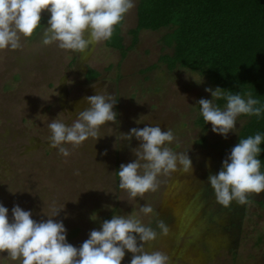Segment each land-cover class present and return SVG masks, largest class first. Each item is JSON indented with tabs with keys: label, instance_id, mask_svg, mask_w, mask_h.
Listing matches in <instances>:
<instances>
[{
	"label": "rangeland",
	"instance_id": "374dc122",
	"mask_svg": "<svg viewBox=\"0 0 264 264\" xmlns=\"http://www.w3.org/2000/svg\"><path fill=\"white\" fill-rule=\"evenodd\" d=\"M136 4L123 19L125 47L130 45L127 32L136 23ZM49 16L42 12L44 28ZM44 28L35 37H21L19 49L0 51V203L9 209L10 219L14 205L30 210L36 221L60 211L53 219L63 221L68 242L79 247L113 215L135 218L157 234L144 243V250L165 254L169 264H264V193L250 195L246 205L233 201L225 208L217 203L207 180L220 171L237 135L224 139L211 132L210 124L204 131L196 124L198 100L211 99L205 88L215 87L197 73L169 71L159 62L170 53L161 42L166 31H142L137 45L121 59L104 41L84 53L55 43L45 46ZM151 66L156 67L147 70ZM89 70L98 77L87 79ZM95 92L118 101L117 121L101 127L98 141L62 145L70 152L64 157L50 148L48 125L53 120L71 124L88 107L84 98ZM138 119L143 122L135 123ZM244 123L240 116L238 133ZM146 124L172 130L175 139L169 148L188 152L193 172H162L156 191L131 199L119 188L118 170L135 159L132 149L139 143L122 140L123 133ZM144 204L152 213L140 212ZM131 259L126 252L122 264ZM0 264L19 262L5 252Z\"/></svg>",
	"mask_w": 264,
	"mask_h": 264
},
{
	"label": "clouds",
	"instance_id": "9594fccd",
	"mask_svg": "<svg viewBox=\"0 0 264 264\" xmlns=\"http://www.w3.org/2000/svg\"><path fill=\"white\" fill-rule=\"evenodd\" d=\"M134 7L135 0H0V51L19 49L21 37H32L42 25V12L47 11L50 16L43 30V45L55 43L60 49L84 53L90 45L109 41L115 27ZM205 92L211 99L198 100L200 115L205 125H211V132L224 139L229 134L238 136L240 116L259 118L264 114V104L251 94L245 97L221 87L205 88ZM216 100L226 101L223 108L214 103ZM83 102L88 107L79 111L71 124L53 120L48 125L49 146L64 157L70 152L62 145L75 147L90 138L98 141L101 127L117 121L114 108L118 101H113L111 95L95 92ZM133 138L139 143L132 149L135 159L121 164L118 170L119 188L126 190L131 199L156 191L157 177L162 172H193L188 152L177 154L170 150L169 145L175 139L172 130L146 124L123 133L122 140ZM262 143V133L239 138L222 161L220 171L209 175L207 181L218 204L225 208L233 201L246 205L250 195L264 193V172L259 158L264 153ZM152 211L147 204L140 208L145 215ZM32 215L30 210L14 205L10 219L9 209L0 203V254L6 252L7 258L19 264H122L126 252L132 254L130 264H169L165 254L144 250V243L153 241L157 234L138 219L113 215L101 223L99 230H91L88 239L76 247L68 242L63 221L49 217L36 221ZM159 227L166 235L165 225L161 222Z\"/></svg>",
	"mask_w": 264,
	"mask_h": 264
},
{
	"label": "trees",
	"instance_id": "16d2710c",
	"mask_svg": "<svg viewBox=\"0 0 264 264\" xmlns=\"http://www.w3.org/2000/svg\"><path fill=\"white\" fill-rule=\"evenodd\" d=\"M41 24L32 37L46 25L43 17ZM122 24L115 27L109 41H104L105 47L119 52L121 59L137 45L142 31L165 30L161 42L170 53L162 55L159 62L169 71L197 73L215 88L245 97L251 94L264 104V0H137L136 23L127 32V47ZM97 77V72L88 71L87 79ZM214 103L223 108L226 101ZM242 117L245 123L229 153L239 138L264 134V114ZM196 124L202 131L206 129L202 116ZM261 148L264 150V143ZM259 158L264 172V153Z\"/></svg>",
	"mask_w": 264,
	"mask_h": 264
}]
</instances>
